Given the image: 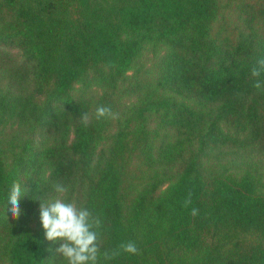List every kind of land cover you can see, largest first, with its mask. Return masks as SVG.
<instances>
[{
  "label": "trees",
  "instance_id": "trees-1",
  "mask_svg": "<svg viewBox=\"0 0 264 264\" xmlns=\"http://www.w3.org/2000/svg\"><path fill=\"white\" fill-rule=\"evenodd\" d=\"M0 48V264H67L56 198L100 218L98 264H264V0H0Z\"/></svg>",
  "mask_w": 264,
  "mask_h": 264
},
{
  "label": "clouds",
  "instance_id": "clouds-1",
  "mask_svg": "<svg viewBox=\"0 0 264 264\" xmlns=\"http://www.w3.org/2000/svg\"><path fill=\"white\" fill-rule=\"evenodd\" d=\"M262 72H264V59L257 61V66L251 69V76L259 77ZM253 87L261 89V81L255 80ZM95 116L97 119L102 117L119 118L118 113H113L111 108L106 106H98ZM81 123L85 126L89 123V116L86 112L81 116ZM54 187L58 193H63L66 190L60 184ZM21 188L20 183H13L9 193L8 205L13 219H17L21 214L19 207ZM189 203H191L190 199L185 202V206ZM197 213V209L191 210L193 216ZM39 219L48 241L55 242L58 239L62 241L55 251L61 254L67 264H98L101 253L98 245L99 234L96 229L100 228L101 220L89 209L78 208L74 202H65L56 198L40 202ZM119 247L123 252L133 255L139 254L140 251L133 241L121 243ZM118 254V252L111 254L104 252L103 257L105 260H110Z\"/></svg>",
  "mask_w": 264,
  "mask_h": 264
},
{
  "label": "rangeland",
  "instance_id": "rangeland-1",
  "mask_svg": "<svg viewBox=\"0 0 264 264\" xmlns=\"http://www.w3.org/2000/svg\"><path fill=\"white\" fill-rule=\"evenodd\" d=\"M0 53H3V54L7 53L9 57H11L12 59H16L18 61L20 60V52L16 48H0ZM132 100H133V97L131 96L125 95L123 97V102L129 103ZM51 140H52L51 135L46 132L40 134L38 137V141L42 144L50 143Z\"/></svg>",
  "mask_w": 264,
  "mask_h": 264
}]
</instances>
